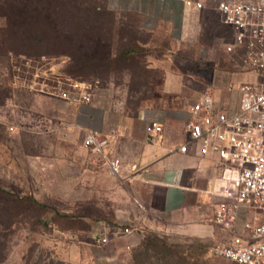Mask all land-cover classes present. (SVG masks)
Returning a JSON list of instances; mask_svg holds the SVG:
<instances>
[{"label": "rangeland", "instance_id": "374dc122", "mask_svg": "<svg viewBox=\"0 0 264 264\" xmlns=\"http://www.w3.org/2000/svg\"><path fill=\"white\" fill-rule=\"evenodd\" d=\"M26 1L11 0V3L21 7ZM58 1L67 4V0H34L29 10ZM70 1V9L64 7L54 18L60 29L78 26L79 29L100 30L89 42L84 44V39L79 37L83 32L79 30L64 33L70 38H63L55 45L59 44L63 51L71 50V54L41 58L33 67L25 56L17 59L16 51L0 56V188L35 195L48 206L49 220L45 226L34 224L31 216L26 225L30 229H22L8 242L12 250L2 264H47L48 259L50 264H58L59 257L70 251L81 233L87 232L83 218L141 231V241L130 250L131 264H208L215 254L214 245L209 240L159 220L136 201L125 182L111 173L107 162L109 157L85 145L83 149L76 144L68 145L66 136L73 138L75 130L67 129V134L66 129L59 128L65 124L57 123L54 117V108L61 100L56 84L61 79L69 88L70 81L65 77L58 79L54 73L71 62L79 63L84 52L97 47L98 36L101 44L105 45L102 49L107 51L109 47L114 56L128 46L143 48L140 41L146 40L132 14H118L104 7L99 9L101 0ZM2 24L4 22L0 18ZM231 30L233 37L234 31ZM10 40L9 43L23 48L21 38ZM36 48L31 47L30 53L38 54L37 51L42 50ZM238 52L237 46L234 53L236 61L229 62L231 55L224 46L223 51L209 59L207 65H201L196 54L180 53L173 58V65L180 73L202 76L205 88L210 84L212 90L221 87L228 90L230 86L244 82L263 83L264 73L243 67V59ZM164 57L163 53L148 56L140 53L131 61L121 58L118 65H103L94 74H84V80L91 83V94L96 93L99 97L114 95L119 99L128 93L138 94L145 90L142 81L146 66L152 59ZM23 61L26 62L23 64ZM162 77V71H156L155 84L160 85ZM97 78L101 83L93 81ZM193 85L204 88L199 84ZM49 103L53 106H46ZM136 105L135 101L127 103L131 109ZM1 200L3 204H0L5 203L4 206L14 205L9 198L8 201ZM1 216L0 221L3 219Z\"/></svg>", "mask_w": 264, "mask_h": 264}, {"label": "crops", "instance_id": "0c3cea01", "mask_svg": "<svg viewBox=\"0 0 264 264\" xmlns=\"http://www.w3.org/2000/svg\"><path fill=\"white\" fill-rule=\"evenodd\" d=\"M219 2L101 0L100 7L136 17L137 28L146 37L140 41L146 56L163 53L165 57L154 58L146 66L143 92L128 93L119 99L114 95L99 97L92 93L88 102L60 96L59 106L54 108L57 123L65 124L59 128L66 129L67 134V129L75 130L73 138L66 136L68 145L76 144L83 149L84 138L90 132L108 138L104 153H96L119 159V175L111 173L128 185L136 201L162 222L201 236L214 246L252 242L251 231L245 224L257 222L256 208L240 204L231 229L215 223L218 205L235 202L230 167L216 155L200 156L198 144L186 131V123L191 106L202 94H212L217 107L229 111L238 106L239 93L237 86L233 90L225 87L212 90L210 84L205 88L202 76L180 73L173 65V58L180 53L199 55L201 49H206L212 60L233 40L231 28L222 21ZM198 3L202 6L198 7ZM156 71L163 74L160 85L154 82ZM134 101L137 105L129 108L127 103ZM153 120L162 123L163 130L155 142H149L145 138L146 125ZM183 143L189 146L185 153L178 150ZM83 219L87 232L80 234L70 251L60 254L58 264H131L130 250L141 241V231L131 228L125 233L124 228L115 223ZM26 228L29 230L28 226ZM101 234L108 236V242H100ZM50 262L48 259L47 264ZM208 264L236 262L214 254Z\"/></svg>", "mask_w": 264, "mask_h": 264}, {"label": "built area", "instance_id": "2783aa9c", "mask_svg": "<svg viewBox=\"0 0 264 264\" xmlns=\"http://www.w3.org/2000/svg\"><path fill=\"white\" fill-rule=\"evenodd\" d=\"M218 9L224 24L234 31L233 40L226 45L230 61H236L234 53L238 46L243 67L264 73V0H220ZM208 60L207 50L201 49L199 63L207 65ZM69 81L68 88L65 82L58 80L56 88L61 97L78 102L90 101L91 83L88 80ZM229 89L233 90L234 86ZM237 90L239 104L229 111L220 110L212 94H202L189 110L186 131L198 144L200 156L216 155L230 167L235 202L218 205L215 223L231 229L240 204L256 208L257 222L245 224L254 240L247 244L239 241L216 244L213 251L236 264H264V82L240 83ZM162 130V123L150 121L146 125V140L155 142ZM108 144V138L98 132H90L84 138V145L99 153H104ZM178 150L185 153L189 146L183 143ZM107 162L110 171L119 175V159L108 158ZM122 230L129 233L131 229ZM99 240L106 243L108 236L101 234Z\"/></svg>", "mask_w": 264, "mask_h": 264}, {"label": "trees", "instance_id": "16d2710c", "mask_svg": "<svg viewBox=\"0 0 264 264\" xmlns=\"http://www.w3.org/2000/svg\"><path fill=\"white\" fill-rule=\"evenodd\" d=\"M33 2L34 0L23 2V6L21 7L15 3H11V0H4L0 3V18L4 22V24L0 25V56L16 51L15 57L17 59H20V56H25V59L28 58L27 60L31 62L33 67L41 58L52 57L61 53H66V55L71 54V50L67 49L63 51L59 44L55 45L57 41L63 40V38H70L64 35V33L78 30L83 32L82 36L79 37L84 39L85 44L91 40L92 36L95 37V32L100 31L89 27L79 29L78 26L75 28L66 26L67 29H60L54 15L57 14L59 16L62 9L66 6L70 9V0H67V4L62 1L50 2L48 5L35 7L34 11H30L29 8L33 7ZM98 8L100 9L101 7ZM15 37L23 40V48L19 49L12 42L9 43L10 39H14ZM101 42L98 36L97 47L94 50L84 52V57L79 63L71 62L60 69L59 72L54 73L56 77L58 79L65 77L69 80H84V74L88 72L94 74L103 65H111L112 63L118 65L121 58H124L123 60L126 61L134 60V58L144 51L139 46L132 45L121 51L119 55L114 56L109 47L107 51L103 50L105 45L101 44ZM35 46L37 47L36 49L42 48V50L39 49L37 51L38 54L30 53L31 47ZM25 62L23 61V64ZM93 81L101 83V79L98 78L97 80L93 79ZM2 198L5 201H8L9 198V202H13L14 205L8 206L6 204L7 206H4L5 203L2 205ZM0 202L2 203L0 204V214L3 215L1 216L3 219L0 221V264H2L7 260L12 250L11 244L8 245V242H11L13 236L19 234L22 229L27 230L26 225L32 219L31 216L35 220L33 221L34 224L40 223L45 226L49 223V220L47 219L48 206L30 193L19 194L0 188Z\"/></svg>", "mask_w": 264, "mask_h": 264}]
</instances>
